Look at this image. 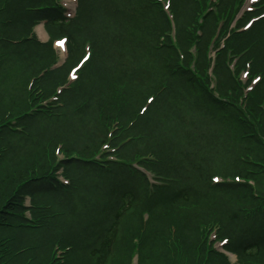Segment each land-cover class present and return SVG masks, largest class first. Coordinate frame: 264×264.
I'll return each instance as SVG.
<instances>
[{"label": "rangeland", "instance_id": "obj_1", "mask_svg": "<svg viewBox=\"0 0 264 264\" xmlns=\"http://www.w3.org/2000/svg\"><path fill=\"white\" fill-rule=\"evenodd\" d=\"M78 2L80 17L78 14L77 26L70 29L69 33L80 46L85 39H91L94 44L98 42L100 47H95L98 64L110 71L115 69L118 74L128 76L133 81L131 85L134 87V96H136V103L133 100L132 104L140 105L141 100L156 90L159 84L156 80L168 77L158 62L160 59L167 58L171 53L169 50L173 48L170 37H164V34L168 33L175 37V33L171 34L170 30L164 31L166 21L161 11L162 6L164 7V4L167 3L168 6H172L174 11L176 9V20L173 17L174 23L178 30L184 32V25L190 18V0H169V3L166 0H161L159 5H154V2H157L155 0H81V5L80 0ZM81 13L83 18H81ZM143 19H147L149 23ZM162 28L163 30H161ZM258 29H260L259 44L264 50V24H261ZM158 33L160 34L156 37ZM35 35L42 40L38 27L35 29ZM182 36L179 34V38ZM44 40H47V37ZM32 45L21 50L18 56L10 48L0 50L6 54L0 62V94L3 95L1 97L2 104L6 107L13 104L19 105L22 102L24 104L25 90L29 86V84L27 85L28 77L38 68L48 62L51 63L54 58L62 64L66 57V54L62 56L58 50L53 52L49 46L34 48L31 47ZM84 46H81L82 52H84ZM252 54L259 56L255 62V71L264 70V54L259 55L256 48L252 50ZM81 60L82 53L76 56L74 63ZM69 66L67 65L57 75L66 76L70 71ZM148 70L152 73L158 72V76L147 77L144 72ZM225 70L227 71V69ZM224 75L226 77V73L223 72L222 79H224ZM172 79L175 81L174 86H170ZM172 79H167V87H181L177 78ZM52 81V78L45 79V89ZM199 89L209 96L205 88ZM262 90L264 91V84ZM97 94L108 96V92L104 91H98ZM171 94H174V91L171 90L168 93L167 89L159 95L151 108V118L149 117L147 122L154 123L149 138L134 143L131 148L128 147L126 156H132L136 152L152 151L148 153L152 154V160L144 161V167L158 170L162 165L161 160L168 159L164 160L168 166L163 170L170 172V175L175 179H180V183L173 185L171 183L164 184L158 180L153 182V185L148 187L146 201L145 191L152 178L151 175L146 178L145 175L140 174V171H145L142 167L137 168L138 172L134 177L132 169L137 166L133 162L137 161V158L127 161L128 163L132 162L130 167H112L111 165V172H118L116 177L110 176L112 178L106 176L107 171L101 173L100 171L103 170H95L91 165L87 166L86 163L83 165L74 159L70 160L68 161L70 173L63 174L66 181L69 182L68 192H62L60 188L49 190L44 187V190H40L41 183L35 185L38 183L37 181L26 191L29 192L28 194L26 192L23 194V196L28 195L26 197L30 198L29 205L31 206L25 216L31 218L32 222L39 225L40 228L34 229L35 231L21 230L17 232L14 245L19 249L30 244H40L44 238H51L52 245L50 250L47 248V254H51V257L55 256L58 260L63 257L62 263L58 262V264H94L95 258L91 256L90 250L97 248L102 240L103 231L112 221L114 210H111L110 206L118 205L119 191L131 190L134 195L135 208L132 207L129 212L134 217L129 214L121 220L118 230L119 240H115L116 248L111 253L107 264H121V251L126 253L127 248L132 245L133 240L128 245V237H131L133 233L136 244L133 245L132 253L138 258V264H164L161 252L156 248L150 251L151 257L148 261L147 254L143 249L148 237L147 228L153 229L152 233L158 232L156 230L168 233L171 241H176L175 235L181 234L185 241L184 244L189 246L196 243L200 232L198 224L202 222L203 226L206 224L205 221L214 219H220L222 223L217 234L225 238H228V235L232 236V239L242 247L250 243L260 244L261 242L260 256L264 260V213L256 215L255 219H246L247 221L244 222L242 215L253 217L256 211L254 208H246V212L240 215V207L243 205L254 206L253 203L243 197L239 191L232 189L231 186L209 189L206 184L210 175L218 176L224 184H237L234 177L230 175L242 169V166L238 164L239 157L236 155V151L246 145L249 148L248 151L259 147L260 141H264V135L260 133L259 139L254 136L242 143L241 140H236L233 133L237 132L239 137L247 133L253 134L254 130L249 124H240L233 117L235 125L234 123L232 125L225 124L224 127L213 119L195 112V108L182 109V111L177 109V112H173L169 105V103H173L172 98L170 101L167 99ZM74 95L76 94L70 96ZM72 98L64 99L66 107L61 109L65 113L63 117L52 119L51 122L41 119V117L36 118L32 122L30 136L37 139L39 145L49 140L51 136L60 137V139L50 141V145L58 143L59 140L62 141L59 144L62 147L57 152L59 159L73 155L74 152L80 153V155L85 153V155H89L88 158L92 159L97 156L104 158L109 153L101 154L99 148L101 142L104 141L105 131L100 125L95 108L89 107L88 110L81 112L73 109L69 113L73 108ZM126 107L129 108V105L127 104ZM19 109H23L21 105ZM103 109L106 110V107ZM129 109L123 108V113L127 114L122 117L123 121L129 120L128 117L132 112ZM228 111L233 113V110L229 108ZM147 115L148 113L139 119V125L137 124L138 131L144 134L148 133V128L143 125ZM226 120L228 122L231 118L227 117ZM126 122L124 121V123ZM236 125H241L242 130L240 131ZM134 133L136 132L134 131ZM9 140L18 149L24 150L27 146L22 135H10ZM110 159L111 157L107 158L108 161ZM18 162L16 168L19 170L18 167L22 162L19 159ZM61 162L64 163L63 160ZM95 164L97 163L95 162ZM169 164L171 165L169 166ZM10 167V164L7 163L4 169L8 170ZM49 168L46 167V169ZM2 169L3 165H1L0 173L3 172ZM222 172L228 175L223 176ZM47 174L48 178L55 176ZM161 186L174 188L179 194L187 195L189 193L187 196L192 205L188 206L190 203L186 204L187 202L182 201L181 197H176L174 204L171 205L175 209L170 211L169 207L163 208L160 203L165 201L168 204L169 198L177 192L169 191L166 195L158 196L155 188ZM31 187L35 188L36 195L33 194ZM202 199L210 201H204V203H219L218 207L213 206L211 209L208 204L203 208L194 206L196 203H201H194L195 201ZM243 201L246 204H243ZM21 206L24 207L23 200ZM152 212L155 213L152 214ZM260 212H263L262 208ZM176 218L179 220L174 221ZM203 236L206 239L209 237L205 232ZM54 240L59 243H54ZM59 244L62 247L70 245V250H64L65 252L61 253L60 251L63 249ZM164 247L172 254L171 248L166 246L165 241ZM231 259L235 260L233 256ZM175 260L176 264L182 263L179 257ZM122 262L123 264H136V259L130 252Z\"/></svg>", "mask_w": 264, "mask_h": 264}, {"label": "trees", "instance_id": "obj_2", "mask_svg": "<svg viewBox=\"0 0 264 264\" xmlns=\"http://www.w3.org/2000/svg\"><path fill=\"white\" fill-rule=\"evenodd\" d=\"M210 1L211 0H200V2H198L197 0H190L189 21L188 23L184 25V32L183 30H179L178 32L179 34L183 35L181 38H179V43L182 48L188 45L186 41H188L190 44H193L194 40H198L197 36L195 35V31L187 32L186 27L187 26L191 27V24H196V21H195L196 14L198 17L201 16L202 13L205 11L207 5L214 7L216 16L214 15V13H209L203 16L202 18L203 21H205V24L203 26V37H202V39L204 38L202 40L204 44L206 43L207 40L211 38L212 31H213L212 28L210 27L211 24L216 25L217 21H223V25L220 29L221 35H224L227 32L228 26L234 17V12L238 9V1L241 2V0H218L217 4H212L210 3ZM58 11L59 10H58L57 0H0V50L10 48L18 56L20 55V51L28 47L30 44L31 45L33 44L31 47L41 48L40 46L34 43H30L31 41H28L27 34L29 31V28H31L35 22H37L38 20H42V19H49V22H48L49 30L53 35H66L69 38L70 59H73L76 56H78L81 52V46L77 43V41L74 39L72 34L69 33L70 29L77 26L78 19H76L74 22H64L60 18ZM81 18H83L82 13H81ZM143 20L149 23L147 19H143ZM165 26L166 25L164 23V27ZM258 26L252 29V31H250L249 33L232 32L230 39L227 40L225 44V49L221 50L222 52L220 53L218 52L219 53L218 57H220L222 54L227 55L228 53L231 57L230 61L239 57L240 59L237 65L240 66L243 60L253 59L252 50L254 48L257 49L259 55L264 54L263 53L264 50L263 48H261L259 44V40H258L259 35H260V29H258ZM95 43H96L95 47L96 46L100 47L98 42H95ZM169 51L171 53L168 56V63H164V60L162 59H160L158 62L162 65V68L166 72V74H168V77L158 78L157 80L156 79L155 80L159 82L157 88L162 85L163 81H167L168 78H171V79L177 78L179 80L181 87H168V93L169 91L172 90L174 91V94H175V95L171 94L167 98L169 99V101L172 98V101H173L172 104L169 103V105L171 106L170 110H172L173 112H177L178 111L177 109L182 111V109L190 110L191 108H195V112L213 119V121H216V123H219L220 125L224 127H225V124L232 125V123H234L235 125V122H234L235 120H233L234 119L233 117H235V119L236 118L239 119L240 124H244L242 115H244L245 112L243 109L236 107L237 112L240 113L241 116L236 115L232 111L234 113L233 115V113L228 111V108H223L222 106L214 102L211 96H207L206 94L201 92L199 89L203 87L201 83L200 82L195 83L194 79L190 77V74L188 73V71L178 66L177 55L174 49L173 50L170 49ZM202 52L203 50H201V53ZM5 55L6 54L4 52L0 51V61H2ZM258 58L259 56L254 57V60L252 62L253 64L251 66L252 69L253 68L256 69L255 62L258 60ZM205 62L206 61L204 59V56L203 54H201L199 64H198L199 71H202V68L206 67ZM218 72L221 77H222L223 72L225 74V71L222 70L221 68L218 69ZM144 73L149 78L158 76V72L152 73L150 70ZM110 74L113 78H119L120 81L124 80V83H126L129 88L127 90L131 94L130 95L129 94L118 95V97L121 96V99L119 100V105H116L114 101V94L111 93L105 87V84L102 82V80H99V77L95 79V71H93V69L91 70V68H88L85 70L84 75L82 79L80 80L78 88L71 93H65L63 96V99L65 100L73 97L72 98L73 108L69 111V113H71L73 109H77L79 104L84 103L85 106L82 110H88L89 107H93L95 108L97 115L100 116L102 120H105L107 118L106 116L108 114H111V115L119 116L118 120L122 122L123 121L122 117L127 116V114L123 113V108L124 109L130 108L129 110L132 112H131L130 117L128 118H132L137 113V108H136L137 106L132 104L133 100L136 103V100H135L136 96H134L135 95L134 87L131 85L133 81L129 79L128 76L118 74L115 69H113V71H110ZM237 75L238 74L235 75V79H234L235 81H236ZM60 77L61 76L57 75L53 79V81L50 83V86L47 89L42 88L45 96H47L49 92L51 93L53 92L54 84L57 80L60 79ZM132 79L134 80V78ZM222 82L225 85V88L224 87L221 88V92L223 93V95L226 96L225 90L227 91L231 90L230 93L232 94V97L236 96V93H238L239 83L237 82L236 84L231 79H229V77L225 79V75H224V79H222ZM174 84H175V81L172 79V83L170 86H174ZM98 91L108 92V96L104 97V95H98L97 94ZM261 93H264V92L259 87L256 90V94H258V97L256 98L255 102L248 98L247 105L249 109L248 112L249 114L250 112L253 114L254 121H259V124L261 123V125L264 126V115L262 114V112L258 110V107H259L258 103H260L261 97H262ZM71 94H76V95L70 96ZM2 96L3 95L0 94V168H1V165H3V169H2L3 172L0 173V264H58L57 260L54 257H51V254H47L48 252L47 248L48 250H50V247L52 245L51 240H50L51 238L49 239L44 238V240L40 244H30L27 247H23L19 249L14 245L17 232L21 230H26L27 232L28 230L30 231V229L33 228L24 218V207L21 206L23 194L29 190L32 184L37 183V181L38 183L35 185H39V183H41L39 185L40 190H44L45 189L44 187H46V189L49 188V186L47 185L45 181V178H48L47 177L48 169H46L47 161L45 158V148H44V144L47 140L43 144L39 145L37 144V139H33V137L31 136H28V137L23 136V139L25 140V145L27 146L24 150L18 149L17 146L9 140V136L12 135L13 133L10 132V130L7 128V124L5 120H3V118L4 116H6V112H8L9 110L14 111L19 108L18 106H13V105L7 106V107L4 106L2 104L3 102V100L1 99ZM239 96L240 95L238 94V97ZM127 104L129 105V108L126 107ZM21 106L25 110L28 107L26 105L25 97H24V104L22 102ZM104 107H106V110L103 109ZM152 107H150V109L147 111L148 115L146 117V120L143 123L144 127L146 126L148 128L147 134L146 133L144 134L143 132L138 131L139 130L138 122L136 123V125H134L130 129V131L127 130L128 132H126V135L128 137L125 140L127 141L132 140L130 144L126 145L129 148H131V146L134 143H138L139 141L142 142L149 138L150 132L154 124V123L151 124V122L147 123L148 118L149 117L151 118V111H152L151 108ZM104 110L105 112H102ZM34 117L32 116L28 117L26 115H23L22 126L24 127L26 131V135L30 133L32 122L35 120ZM227 117L231 118V120L228 122L226 120ZM141 118L138 117L136 121H139V119ZM41 119H47V118L41 117ZM46 121L51 122L52 120H46ZM104 122H106V120ZM237 127L240 131L242 130L241 125ZM233 130H235V128H233ZM134 131L136 133H134ZM245 131L247 130L245 129ZM233 134L236 140H241L242 143H245L244 142L245 140H250L248 138V133L246 135L243 134L241 137H239V134H237V132ZM129 135L130 136L133 135V138L130 137ZM50 139H52V137H50ZM31 140L32 142L30 143ZM125 140L120 141V143L124 142ZM33 145L34 147H32ZM248 149L249 148L247 147V145L243 146V148L241 147L239 150L236 151V155L244 156L246 152H249V154L251 155H255L256 153L254 152L258 150L263 160V163L261 164H263L264 166V149L254 148L253 150L250 149V151H248ZM149 152H152V151H146L145 153L136 152L135 155L138 160H142V158L152 157V154H148ZM122 153H124V151H122ZM122 158L125 159V157H122ZM240 158L242 159L243 157H240ZM18 159L19 161L22 162L20 166L18 167L19 170L16 168V166L19 163ZM164 160H168V159L163 158L161 162L162 165L158 168V170H155V171L171 179L170 172H166L163 170L164 168H166V166H168L167 165L168 163H164ZM7 163H9L11 167L8 170H5L4 168L7 165ZM238 164L243 167L238 172L240 173L239 175L242 177L251 179L252 177H249L246 174L245 167L247 165H245L243 161H240V159L238 161ZM170 165L171 164H169V166ZM93 168L95 170H98L94 166ZM134 172L136 174L137 171H134ZM117 174H118L117 171H112L110 173H106V176L116 177ZM135 174H134V177H135ZM263 175H264V170H263L262 175L257 177L258 179H256L257 189H260L262 191H264ZM231 187H233L232 189L239 191L243 197H246V199L252 202L254 205V206L243 205L242 207H240L241 209L240 215L246 212V208H254L256 211L253 217H248V216L244 217V215H242V218H243V219L241 218L242 221L246 222L249 218L255 219L256 215L260 213H264V193L263 192H260V193L257 192L256 197H255L256 199H255L253 198L254 197L253 191H252L253 188L251 189L245 184L235 185ZM31 188L33 190L32 191L33 194L36 195L35 188L33 187ZM172 191L173 193L177 192V190H175L174 188L171 189V193ZM28 193L29 192H26V194ZM187 195L179 194L177 192L175 195H173L169 199L170 201L169 205H163V201H162L160 203V206L164 208V207H169L173 205L176 197L177 198L181 197L182 201L187 202L186 204L190 203L188 206H191L192 205L191 200L188 198ZM118 196H119L118 205L115 207H112V205L110 206L111 210H114L112 221L108 223L107 227L103 231L102 240L99 242V245L97 246V248L90 250L91 256L95 258L94 264H107L109 258L111 257V253L116 248L115 240L117 238L121 220L125 216L129 215L127 213L132 209V207L135 208V204H133L134 195L131 190L122 191V192L119 191ZM246 199L245 201H247ZM205 201L210 202L209 200H205ZM196 202L204 203V201H200V200H197L194 203ZM204 204L205 205L208 204L210 207V204L212 203H204ZM243 204H246V203L244 202ZM197 205L203 208L200 203H196L194 206H197ZM261 208L263 212H260ZM160 209L161 208L159 207V210ZM171 209L173 210L175 208H171ZM154 213L152 212V214ZM132 217L134 216L132 215ZM183 219L185 218L183 217ZM209 222L217 224L218 222L221 223V220L214 219V220L205 221L206 224H203V225L206 226L207 224H209ZM200 224H202V222ZM203 229H205V227ZM152 230L153 229L147 228L146 230V233H148L147 242L143 247L144 252L147 254L148 261L150 260V257H151L150 251L156 248L158 251L161 252L162 261L164 264H176L175 258L177 257H179V260L182 263L185 261H190L189 264H193L192 261H195L194 257H195V253L197 249L195 248V245L193 248H190V246L185 245L184 244L185 241H183V244L185 245L182 247L183 252L180 251V248H177V249L173 248L172 254H171L166 250V247H164V241L166 244V240L168 237L167 234L163 233L161 230H156L159 233L158 232L152 233ZM223 231L224 229L222 228V233ZM263 235H264V229H263ZM228 236L232 239V236L230 235ZM133 237H134V233L131 235V237H128V241H129L128 245L132 242ZM55 242L56 240H54V243ZM260 246H262L261 242L260 244L255 242V243L247 244L245 247H242L241 244L236 243L232 239L229 250L238 253V257H239L238 264H264V260L260 256ZM65 247H70V245H67ZM198 248H200V246H198ZM132 250H133V244L127 248L126 253L121 251V259H122L121 264H123L122 261H124V257H127L128 253L132 252ZM198 251H200V257H201L200 262H203V258L205 257V251L203 250V248L202 250H198ZM182 263H179V264H182ZM205 264H229V263L227 262L226 258L223 257L222 255L216 254L213 251H209L207 254V260Z\"/></svg>", "mask_w": 264, "mask_h": 264}, {"label": "snow or ice", "instance_id": "obj_3", "mask_svg": "<svg viewBox=\"0 0 264 264\" xmlns=\"http://www.w3.org/2000/svg\"><path fill=\"white\" fill-rule=\"evenodd\" d=\"M246 27H247V25H246ZM56 44H57V47L58 48H61V49L64 48V46H65L64 41H62V40L57 41ZM88 59H89V56L88 55H85L84 58H83V60L80 61V63L77 65V67L76 68H73L71 70V72L69 73V76L72 77V79H75V76L73 75V73H75L78 70V68L81 65H83L84 62L87 61ZM257 80H259V77H257ZM255 83H256V81L254 80L253 81V84H255ZM217 181H218V178L217 177H213V182H217Z\"/></svg>", "mask_w": 264, "mask_h": 264}, {"label": "bare ground", "instance_id": "obj_4", "mask_svg": "<svg viewBox=\"0 0 264 264\" xmlns=\"http://www.w3.org/2000/svg\"><path fill=\"white\" fill-rule=\"evenodd\" d=\"M39 34H40L41 36H44V33H43L42 29H39Z\"/></svg>", "mask_w": 264, "mask_h": 264}]
</instances>
